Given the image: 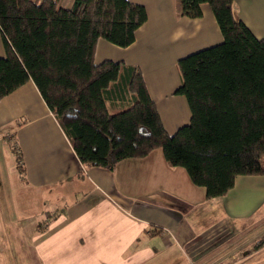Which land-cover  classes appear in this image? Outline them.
Returning <instances> with one entry per match:
<instances>
[{"label": "crops", "instance_id": "1", "mask_svg": "<svg viewBox=\"0 0 264 264\" xmlns=\"http://www.w3.org/2000/svg\"><path fill=\"white\" fill-rule=\"evenodd\" d=\"M129 1L145 7L146 21L127 47L99 39L94 62L137 66L173 133L191 116L186 98L174 93L181 82L177 60L222 35L206 3L192 19L180 14L179 0ZM72 2L60 0L64 7ZM233 5L264 39V0ZM2 150L10 158L5 176L0 167V203L8 200L0 212V264H264V243L255 246L264 237V175L238 176L226 195L206 198L159 148L112 170L87 167L32 80L0 100ZM57 198L64 200L43 209L44 200Z\"/></svg>", "mask_w": 264, "mask_h": 264}, {"label": "trees", "instance_id": "2", "mask_svg": "<svg viewBox=\"0 0 264 264\" xmlns=\"http://www.w3.org/2000/svg\"><path fill=\"white\" fill-rule=\"evenodd\" d=\"M179 3L192 19L208 4L222 40L177 60L174 93L186 98L191 116L175 132L164 128L137 66L94 62L99 39L127 47L146 21L145 7L129 0H73L70 7L0 0V100L32 80L87 167L112 170L159 148L206 198L226 195L238 176L264 175V39L240 19L234 0Z\"/></svg>", "mask_w": 264, "mask_h": 264}, {"label": "rangeland", "instance_id": "3", "mask_svg": "<svg viewBox=\"0 0 264 264\" xmlns=\"http://www.w3.org/2000/svg\"><path fill=\"white\" fill-rule=\"evenodd\" d=\"M62 4H64V3H62ZM4 141L5 140H2V143H1V145H3V143H4ZM2 153H1V155H0V163L2 164L0 167L2 168V171L4 172H6V173H3L4 174V176L7 174V171H8V168L6 169V167H8V161L7 160H9V158H10V155H6L4 152H3V150L1 151ZM248 153H245V154H243L242 155V159H245L246 158V155H247ZM14 159V158H13ZM13 167H15V165L13 164ZM16 169V168H15ZM14 171V170H13ZM16 172H15V174L18 176V171L19 170H15ZM12 178V177H11ZM18 180V179H17ZM10 181H12V180H10ZM37 192V191H36ZM35 191L33 192L34 194H33V198L34 199H38V198H40V195H38L37 193H36ZM63 200H64V198H57L55 201H56V203H51L50 201H47V200H44V205L45 206H43V209H47V210H50L51 209V207L52 206H56V204H58L59 205V203H61V202H63ZM45 201L47 202V203H45ZM6 202H8V200L7 201H5V202H2V203H0V212H2V210H4V208H7V204H6ZM32 206H34L33 208V210H34V213L36 212V210H37V205H35V204H33ZM42 209V210H43ZM5 212V211H4ZM14 215H15V213H14ZM8 217L9 216H7V220H8ZM37 221V219H34L33 220V222L35 223ZM19 245H21V244H19ZM23 246V245H22ZM18 264H20V263H18ZM27 264H36V262L35 261H31V262H29V261H27Z\"/></svg>", "mask_w": 264, "mask_h": 264}]
</instances>
